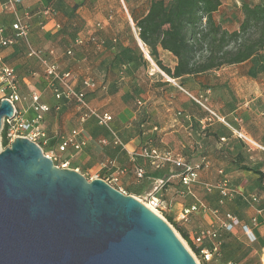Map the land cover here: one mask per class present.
<instances>
[{"label":"crops","instance_id":"crops-1","mask_svg":"<svg viewBox=\"0 0 264 264\" xmlns=\"http://www.w3.org/2000/svg\"><path fill=\"white\" fill-rule=\"evenodd\" d=\"M109 1L110 0H102L104 3ZM115 1H120L123 8L115 10L107 8H100L99 10L88 9L86 7L92 2V0H88L83 8H80L74 14H69L66 10V2H68V0H22V5L19 7L18 12L20 15H23L25 12L28 13L27 16L23 17V21L29 27V42L31 46L37 50H39V47L43 46L47 51H50L49 55L55 53L54 56L56 60H58L59 49L65 48L66 45L69 44L71 39L69 36L76 38L74 40V42H76L77 40L81 41V38H78L79 36L95 33L99 38V43L101 45L104 43L103 48L108 49V45H111L110 42L112 37L122 33V29L119 30L118 28L119 19L124 21L127 26L128 23L134 26L131 15L138 18L146 13L143 2L145 3L148 0H133L137 6H133L134 3L131 4V0ZM3 2L4 0H1L0 9L4 11L3 19L5 20L3 23H0V27H3L5 35L8 37L10 35L9 28L13 22V16L4 9ZM220 2L221 6L219 10L213 15L217 13L220 14L216 22L221 24L222 21V27L228 30L230 12L227 8H223L225 3L222 0H220ZM46 3L50 5L53 10L50 15H45L44 5ZM125 4L128 9L125 7ZM138 5H140L139 8H137ZM226 5H228V3ZM238 9H240V7H238ZM239 20L241 22L242 14ZM101 23L102 26L100 25ZM94 27H96L97 30H95ZM234 30H237V28L228 31ZM136 39L141 48L140 40L138 37H136ZM116 40L117 39H113V41ZM118 43L122 44L119 40ZM78 45L79 44H73V46ZM127 47L118 49V45H116L110 48L111 52L114 53L113 56L106 54L105 51V55H101L102 51H100V56L98 57L95 50H93L94 48L89 47V44L86 42L82 47L77 48L79 52L83 53V56L77 58L75 64L72 66V70L76 72V75L80 76L76 77L75 74L68 70L74 76L77 90L84 89L86 93L87 91H97L102 97L113 93V96L118 98L116 107L112 112H108L94 106L91 96L90 98L86 96V101L91 107L99 112H106L112 116V121L109 124L108 130L97 126L93 119H87L84 123H81L79 120L77 127L67 130L68 123H73L74 117L66 113L68 111L67 108L62 109L59 105L62 103V105L65 106L70 101H56L52 96V106H50L42 101L40 94L37 92H30V82L35 79L34 77L38 75V72L35 66H32L24 57H21L23 50L18 40L9 47L0 48V68L6 66L15 70L19 82V94L21 98L27 97L29 93H31V97L37 95L40 103L50 108L49 112L43 115V119L39 124L44 133V137L40 140L42 146L46 145V148L50 152H56L62 159L68 160L71 154L78 153L76 160L72 162L73 166L69 167L70 169H74L78 172H85L84 174L90 176L94 175L96 172H99L101 176H106L105 174L111 176L117 172L112 170L111 167L116 169L122 168L123 173L119 175L118 182L125 190H136L138 188L134 183L136 182L138 170H142L143 175L145 174L144 179L141 180L142 187L147 186L149 189L153 188L155 191L154 193H158L157 196H160L159 198H161V196H167L166 193L168 190L163 189L165 184L178 183L179 188L172 197L164 199L165 201L162 199L160 200L166 204L167 208L178 207L177 213L182 207L191 205L197 206L198 211L190 216L191 219L189 218L188 224L182 228L188 234L189 238H191L193 236V230L199 226V223L196 222L193 216L205 213V211H203L205 207L195 201V195L193 194V187L200 184L198 178L195 182L191 183L189 187H183L177 177L178 170L171 163H157L154 161L152 162L151 159L143 158L140 155L141 150L150 151L154 149L160 155L169 154L172 157L182 159L180 156L173 155L170 151L163 152L152 146L150 138H146L150 135V131H144L142 136H138L137 134H133L130 137L125 136L131 128L135 127V123H138L135 112L119 104L120 98L131 93L127 92L126 88L128 89L129 87V91L134 89L130 87L129 83L131 79L125 72L129 69L130 63L122 56V53H124ZM158 52L159 60L161 61L162 58H165L168 65L164 66L172 70L176 64V59L170 53L160 48H158ZM261 54H264V49L261 51ZM146 57L151 61L148 54ZM28 59L30 60V58ZM263 67L264 57L261 58L256 56L245 63L223 67L217 71L207 72L200 76H186L178 79H171L164 75L163 81L173 86L175 102L185 101V103H187L185 106L180 103L176 107L177 118L175 122V132L178 138H175V142L181 144L183 132H188V129H190L189 132L192 133L197 125L199 126L201 123H205V127L202 126V129L206 128V133L209 135L206 139L215 138L221 141L220 148L224 156H231L238 160H247L251 158L255 160H264ZM224 69H229L230 71H222ZM82 75L90 76L81 78ZM88 79L93 83V87L91 88H85L83 84V82ZM42 80V82H46L43 76ZM124 90L125 92L122 93ZM196 97H204V104H200L201 108L196 105V103H198ZM31 105V101L23 99L17 103L18 109H23V112H26V115L22 114L25 120H30L26 119L27 115H35ZM26 108L28 109L26 110ZM79 118H77V122ZM75 129L80 131L78 138L85 143L84 146L78 151L70 149L67 154L60 155L58 153V145L61 137L69 135ZM153 129L156 128L154 127ZM112 133L122 142L123 147L114 145ZM117 133H121L124 138H121ZM165 139L166 138H163L162 140L161 137L159 142ZM141 165H143V167ZM243 172L239 180L241 184L243 183V189L247 191L248 188L252 187V190L256 189L259 192L260 197L258 198L260 200L264 199V171L261 170L260 173L256 171L254 174L252 170H245ZM259 174L263 176L262 180H259ZM200 185L202 190L210 191L208 185H202V183ZM154 196L155 194L151 197ZM186 197H188L191 202L182 206L180 200ZM259 203L261 206L255 210L256 223L254 229L248 222H241L239 218L238 220L240 224L239 228L244 226L247 227L248 234L250 233L252 238H254L253 242H249L247 235L243 231L241 233L245 241L247 243H259L260 250L264 255V202L260 201ZM211 213L214 215L219 225L223 221L224 216L228 214H225L222 220H219L216 210L211 211ZM231 215L235 216L233 214Z\"/></svg>","mask_w":264,"mask_h":264},{"label":"water","instance_id":"water-1","mask_svg":"<svg viewBox=\"0 0 264 264\" xmlns=\"http://www.w3.org/2000/svg\"><path fill=\"white\" fill-rule=\"evenodd\" d=\"M13 107L0 101L3 119ZM0 264H197L173 228L102 179L17 137L0 152Z\"/></svg>","mask_w":264,"mask_h":264},{"label":"rangeland","instance_id":"rangeland-1","mask_svg":"<svg viewBox=\"0 0 264 264\" xmlns=\"http://www.w3.org/2000/svg\"><path fill=\"white\" fill-rule=\"evenodd\" d=\"M88 0H68L66 2V10L69 14H74L77 10L84 7V4ZM166 4H169L171 0H164ZM225 5H223V8H227L230 12V20H229V26L228 30L237 28L240 24L239 17L242 14L241 10L238 9L241 5V0H222ZM237 1V2H236ZM247 3L250 4H262L264 6V0H244ZM1 2V0H0ZM133 0H131V4H133ZM228 3V5H226ZM238 3V4H237ZM142 4V3H141ZM144 4V2H143ZM45 9L50 8V5L47 3L44 5ZM133 6H137L135 3ZM140 5H138L137 8H139ZM91 7V8H89ZM125 7L127 8V5L125 4ZM43 8V9H44ZM88 9H95L99 10L100 8H107L111 10L115 9H121L123 8L122 3L120 1L110 0L109 2H102V0H92L88 7ZM42 9V10H43ZM44 9V10H45ZM128 9V8H127ZM223 11V10H221ZM3 12L0 9V23H3L5 19H3ZM218 15H213L214 19H218ZM2 21V22H1ZM222 24V21H221ZM102 26V23L100 24ZM223 26V25H222ZM95 30L96 27H94ZM118 28L119 30L122 29V33L116 34L115 37H112L110 46L108 45V49H104V43L101 45L99 43V38L95 33H90L87 35L79 36L78 38H81V44L78 46H73V44H76L74 40L76 38H72L69 36L70 42L66 45L65 48L59 49L58 52V60L55 58V53H51L49 55L50 51H47L43 46L37 47L41 52H43L45 55H49V58L57 65L60 72L65 71H71L73 74L76 75V72L72 70L73 64H75V60L79 58L80 56H83L82 52H79L77 48L82 47L86 42L89 44V47H93L97 54V56H100V51H102L101 55L110 54L113 56V52H111L110 48L115 47L118 45V49H123L124 47H127L125 49L124 53H122V56L125 60H128L130 63L129 69H127L125 72L130 77L131 82L129 83L131 89L129 91L126 88L129 95L123 96L119 100V104L121 106H126L129 109H131L136 114V120L137 121H143L142 126L141 123H135V127L131 128L127 134H125L126 137H130L133 134H137L138 136H142L144 134V131H150V135L146 138H150L151 145L158 148L160 151H170L173 155L180 156L185 162L193 165V166H199L200 170L198 171V181L202 185H208L210 187V191L202 190L200 187V184H197L193 187L194 195H195V201H197L198 204H201L205 207V213H201L199 215H194L193 217L196 219V222L199 223V226H197L193 231V235L196 233H199L201 231L206 230H215L218 228L219 224L218 221L214 218V215H212L211 211L216 210L217 211V217L219 220H222L223 216L225 214H233L241 222H248L251 227L254 229L256 219H255V210L261 206L260 201L264 202V199H259L260 197L259 192L256 189L248 188L247 191L243 189V183L241 184L239 182L241 175L244 173L242 168L248 167L253 171V174L257 172L264 171V160H255L253 158L247 159V160H238L234 159L231 156L223 155V151L220 148V144L222 143L218 139L210 138L207 140V136H209L206 132V128L202 129V126L205 127V123H201L199 126L197 125L194 132H189L190 129H188V132H183L182 134V143L178 144L175 142V138L177 139L178 135L175 132V122H176V107L178 104H182L185 106V101H176L174 100V89L173 86L168 85V83H165L164 80V73L155 65L154 61L151 59V61L148 60L146 57V54L144 51H142V47L140 48L136 37H138V30L134 26H131L130 23H128V26L124 21H121L119 19L118 21ZM75 37V36H74ZM113 39H117L116 41H113ZM118 40L121 41L122 44L118 43ZM20 43V46L22 48V56L25 60L29 62L32 66H35L36 71L38 72V75L35 76L30 83L31 89L30 92H37L41 95V99L44 103L52 106V93L51 90L47 87L46 82H42V72L39 64L30 58L26 56L25 53V45L23 41L18 40ZM15 43V42H14ZM13 43V44H14ZM12 44V45H13ZM127 44V45H125ZM11 46V45H10ZM145 47V46H144ZM1 49H3L0 46ZM146 48V47H145ZM71 49L72 54L67 55L66 50ZM142 49V50H141ZM263 51V50H262ZM147 54H149L148 49L146 48ZM204 54V53H202ZM95 56V55H94ZM258 57H264V54H261V51L257 54ZM163 65H168L167 60L165 58H162L161 60ZM155 65V66H154ZM264 68V67H263ZM221 69V68H220ZM233 70V69H232ZM222 71H230L229 69H224ZM17 76V75H16ZM40 76V77H39ZM80 75H76V77H79ZM90 75H82L81 78L88 77ZM168 77V76H167ZM133 81V82H132ZM42 82V84H41ZM38 88V90H37ZM123 89V88H122ZM17 91L19 94V82L17 78ZM125 92L122 91V93ZM97 91L90 92L87 91L86 96L91 99H93V105L100 108V110H106L108 112H112V110L116 107L117 104V97L113 96V93L108 94V96H101ZM185 96V95H183ZM20 100H27L31 101V93L27 97L21 98L19 94ZM197 101L202 105L204 104V97H196ZM40 102V101H39ZM196 103V102H195ZM196 103V105L201 108V105ZM60 108L64 109L67 108L68 111L67 114L74 117V124L68 123L67 130H70L71 128L77 127L79 124V119L77 122V118H79V110L77 109V106L74 101L68 102L65 106L60 103ZM53 108V107H52ZM28 108H26L27 110ZM23 115H26V112H23V109H21ZM35 116V115H34ZM33 115H27L26 119H32L34 118ZM4 120V119H3ZM4 122V121H3ZM2 122V127H3ZM136 122V121H135ZM156 129H153V128ZM206 133V134H205ZM121 138H124L121 133H117ZM162 137L166 138L164 141L159 142ZM41 149L43 150V153L45 155H51L52 157L57 156L58 159H62L61 156L57 155L56 152L52 151L50 152L46 145L42 146L41 143ZM3 150V148L0 145V152ZM78 153H73L68 157L69 161V167L73 166V161L76 160V156ZM143 167V165H141ZM112 170L117 171L118 169L123 170L122 168H114L111 167ZM145 172V171H144ZM81 173L88 181L96 179L95 176H98V178H109V174H105L106 176H101L99 172H96L94 175L90 176L88 174H84L85 172H79ZM251 176V175H248ZM145 177V174H142L141 178L136 177V182L134 183L136 187H138L136 190L128 189L125 190L124 187L120 186L119 182L114 186L116 189L120 188L122 191L125 192L127 195H132L138 200H140L143 204L147 203L148 200L151 198L153 194H155V197L159 198L160 196H157L158 193H154V189H149V187H142L141 180H143ZM263 176H260L259 180H262ZM223 180L228 181V196L223 197L221 196L217 189L214 187L221 184ZM208 187V188H209ZM179 188L178 183H167L164 185L163 189H167L168 192L166 193L167 196L159 199H168L169 197H172L176 190ZM142 189V190H141ZM215 189V190H213ZM151 190V191H150ZM181 190V189H180ZM150 192V193H149ZM252 197L257 199V201H253ZM184 200V202H183ZM165 201V200H164ZM181 201V205L185 206L188 203L191 202V200L186 197ZM178 207H172L167 208L166 204L161 201V208L158 210V215L162 217L175 231V234L177 237L183 242V244L186 246L188 251L191 253V255L196 260L197 264H202V261L199 257V254H195L193 250L189 247L187 242L181 237L179 234V231L177 230V226L180 228H183V226L187 225V223L178 222L176 220V213H177ZM191 219V218H190ZM264 229V227H263ZM196 232V233H195ZM218 251L214 256V260L217 262V264H264V255L262 254V251L260 250V244L259 243H247L240 231L239 228H235L232 233H224L219 232L218 233ZM211 243V244H210ZM210 243H205L208 247L212 245V243H215L214 241H210ZM263 255V256H262Z\"/></svg>","mask_w":264,"mask_h":264},{"label":"trees","instance_id":"trees-1","mask_svg":"<svg viewBox=\"0 0 264 264\" xmlns=\"http://www.w3.org/2000/svg\"><path fill=\"white\" fill-rule=\"evenodd\" d=\"M143 5L146 8L143 16L135 18L131 15L133 24L138 30V39L148 49V56L155 65L171 79L200 76L223 67L245 63L264 49L262 4L252 5L241 0L242 20L238 29L234 31L224 29L213 17L221 6L220 0H171L169 4L164 0H148ZM48 9L52 14L53 10L49 7ZM11 25L8 37L13 36ZM2 36L7 37L5 32ZM158 48L170 53L176 59L172 70L159 60ZM142 122V120L138 121V123ZM0 145L3 149L8 145L6 124H3L0 131ZM176 169L177 174H180L181 170ZM242 169L251 171L247 167ZM260 176L261 174L259 179ZM239 225L236 228H239ZM239 229L243 232V228ZM177 230L199 257L203 248L212 249L213 245L219 244V232L231 233L222 230L219 225L215 229L217 234V238L213 240L215 243L208 247L205 242L210 243L212 240H204L197 246L182 228L177 226ZM202 264L209 263L202 262Z\"/></svg>","mask_w":264,"mask_h":264},{"label":"built area","instance_id":"built-area-1","mask_svg":"<svg viewBox=\"0 0 264 264\" xmlns=\"http://www.w3.org/2000/svg\"><path fill=\"white\" fill-rule=\"evenodd\" d=\"M22 5V0H5L3 7L6 11L11 13L13 16V22L11 29L13 32L12 37H4V29L0 27V46L9 47L15 41H23L26 47V55L28 58L36 60L39 64L42 72V76L47 83V87L51 90L52 96L56 101H74L79 112H80V122L84 123L87 119H93L97 126L109 129V124L112 121V116L106 112H99L95 108L91 107L85 98V90H77L75 87L74 76L71 72H60L57 65L49 58V56L42 53L40 50L33 48L29 42V27L23 21V17L27 16L28 13L25 12L23 15H20L18 10ZM45 15H50L48 8L45 9ZM76 44H81L80 40L75 42ZM67 55L72 54V50L68 49L66 51ZM85 88L93 87L91 80H86L83 82ZM7 100L13 107V116L11 119H4L3 124L8 126V145L17 137H24L32 142L38 144L41 147V138L44 137L39 124L43 119V115L49 112L50 108L39 102V97L33 95L31 97L32 109L35 112L34 118L30 120H25L22 117L21 111L17 107V103L20 102L19 94L17 91V76L15 70L6 66L0 68V101ZM199 103V102H198ZM200 104V103H199ZM80 131L78 129L73 130L69 135L61 137L60 143L58 145V153L60 155L67 154L68 150L78 151L84 146V142L79 140L78 135ZM114 145L123 147L122 142L112 133ZM145 159H151L152 162L157 163H171L175 168L181 170L180 174H177V177L180 180V184L183 187H189L191 183L195 182L198 178V171L200 170L199 166H193L184 162L180 158L172 157L169 154L160 155L156 150H141L140 154ZM53 163L60 168H69V161L67 159H58L57 156L52 157L51 155H46ZM155 164V163H154ZM158 166V165H157ZM123 173V170H117L116 174L111 175L109 178H100L113 188L119 181V175ZM143 174L142 170H138L137 178H141ZM97 179L98 176H95ZM228 181L223 180L221 184L215 186L218 193L227 197L228 190ZM122 192L119 188H117ZM125 194V192H122ZM253 201H257L252 197ZM150 210L155 212L158 215V210L161 208V200L157 197H151L147 203H145ZM198 208L195 205L188 207H182L181 210L176 214V220L178 222L187 223L190 216L197 212ZM205 211V209H203ZM239 225V221L235 216L227 214L225 219L220 223L222 230L226 232H232ZM244 233L247 235L249 242H253L254 238L252 235L248 234L247 227H242ZM217 234L215 230H206L194 234L190 239L197 246L202 244L204 240H215ZM218 243L213 245L212 249L203 248L200 251V259L202 262L209 264H217L214 260V256L218 251ZM231 264V263H229Z\"/></svg>","mask_w":264,"mask_h":264},{"label":"bare ground","instance_id":"bare-ground-1","mask_svg":"<svg viewBox=\"0 0 264 264\" xmlns=\"http://www.w3.org/2000/svg\"><path fill=\"white\" fill-rule=\"evenodd\" d=\"M141 47H142L143 51L145 52V54L147 55L146 48L144 47V45L142 43H141Z\"/></svg>","mask_w":264,"mask_h":264}]
</instances>
